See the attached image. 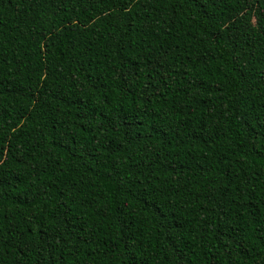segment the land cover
<instances>
[{"label":"trees","instance_id":"trees-1","mask_svg":"<svg viewBox=\"0 0 264 264\" xmlns=\"http://www.w3.org/2000/svg\"><path fill=\"white\" fill-rule=\"evenodd\" d=\"M0 264H264V0H0Z\"/></svg>","mask_w":264,"mask_h":264}]
</instances>
